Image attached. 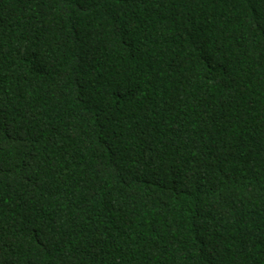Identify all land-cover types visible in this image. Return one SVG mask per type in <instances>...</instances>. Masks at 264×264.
I'll use <instances>...</instances> for the list:
<instances>
[{"label": "trees", "instance_id": "trees-1", "mask_svg": "<svg viewBox=\"0 0 264 264\" xmlns=\"http://www.w3.org/2000/svg\"><path fill=\"white\" fill-rule=\"evenodd\" d=\"M0 264H264V0H0Z\"/></svg>", "mask_w": 264, "mask_h": 264}]
</instances>
